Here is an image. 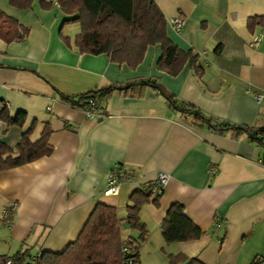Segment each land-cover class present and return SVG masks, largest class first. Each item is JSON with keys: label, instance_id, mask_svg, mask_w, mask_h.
I'll list each match as a JSON object with an SVG mask.
<instances>
[{"label": "crops", "instance_id": "0c3cea01", "mask_svg": "<svg viewBox=\"0 0 264 264\" xmlns=\"http://www.w3.org/2000/svg\"><path fill=\"white\" fill-rule=\"evenodd\" d=\"M154 1L167 36L198 53L200 75L188 61L176 74L159 69V43L147 45L133 67L105 52H80L74 44L80 24L70 20L77 12L62 11L56 0L46 9L39 0L29 8L0 0V9L28 28L21 40L0 39V111L25 113L21 125L0 117V140L15 154L26 129L32 127L28 138L35 141L47 125L51 146L47 155L0 170V254L27 249V261L41 250L61 251L97 202L116 207L123 239H138L139 230L123 220L128 197L164 171L169 177L157 204L150 196L138 212L146 230L138 241L140 264H168L177 253L206 264H264L263 144L241 129L193 122L149 85L127 87L150 77L212 124L264 127V24L252 30L246 24L264 15V0ZM176 15L184 18L179 31L170 24ZM255 36L260 40L250 45ZM109 83L126 86L98 100L92 118L58 94ZM115 163L126 174L118 194L106 195L104 177ZM173 202L200 228L199 237L164 240L161 221Z\"/></svg>", "mask_w": 264, "mask_h": 264}, {"label": "trees", "instance_id": "16d2710c", "mask_svg": "<svg viewBox=\"0 0 264 264\" xmlns=\"http://www.w3.org/2000/svg\"><path fill=\"white\" fill-rule=\"evenodd\" d=\"M34 0H9L17 8H29ZM59 8L66 13L77 12L71 18L79 22L80 31L74 37V44L80 52H105L110 60L125 62L133 67L140 62L147 45L159 43L161 55L157 67L170 74H176L181 66L188 61L193 72L198 76L202 65L198 61V53L192 48H179L166 34L165 17L154 0H56ZM42 8L52 6V0H39ZM247 27L252 30L256 25L264 24V15H253L246 19ZM28 28L0 9V39L5 42L25 38ZM151 86L158 91L173 108L193 115V122L205 123L210 127L223 129H241L247 136L263 144L264 134L256 133L255 129L240 125L212 124L200 111L175 98L157 80L146 77L127 83ZM118 88L115 83L78 93L66 95L59 92L61 100L81 108L87 98L103 100ZM25 113L17 112L10 116L4 106L0 117L8 123L21 125ZM31 126L26 129L15 145V154L6 143L0 140V170L11 168L25 162L47 155L51 152L48 143L50 128L46 125L35 141L28 138ZM125 206L124 219L129 227L139 230L138 239L121 237L120 219L116 207L103 202H97L78 231L75 238L59 252L41 250L37 255V264H140L138 261V241L146 232L145 226L139 222L138 212L141 205L150 200V195L144 194L139 187L128 197ZM152 201L157 204V197ZM183 206L178 202L169 205L161 221V234L165 241H180L199 237L202 234L185 214ZM129 248L125 253L122 248ZM29 256L27 249L18 250L13 254H0V264H24ZM168 264H206L194 256L183 253L169 255Z\"/></svg>", "mask_w": 264, "mask_h": 264}, {"label": "built area", "instance_id": "2783aa9c", "mask_svg": "<svg viewBox=\"0 0 264 264\" xmlns=\"http://www.w3.org/2000/svg\"><path fill=\"white\" fill-rule=\"evenodd\" d=\"M184 18L182 15H176L170 20V24L175 31H179ZM260 40V36H255L249 42L250 45H255ZM263 93L257 92L255 97L259 100L262 97ZM82 111L84 112L86 117L92 118L98 115V101L93 98H87L84 105L81 107ZM256 133L260 132L264 134V127H257L255 129ZM258 161L264 165V156L259 158ZM210 171L214 172V166H210ZM125 169L120 164L112 165L109 170L106 172L104 177V189L103 193L106 195H116L119 192L121 180L125 177ZM168 173L164 171H157L153 179L147 183H142L139 185V188L144 194L150 196H157L161 193L162 188L166 184L168 180ZM14 206V205H13ZM13 206L5 209V213L8 214L12 211ZM122 250L125 253H129V248L124 246ZM37 256L29 258V260L25 261L24 264H37L36 263Z\"/></svg>", "mask_w": 264, "mask_h": 264}, {"label": "water", "instance_id": "95a60500", "mask_svg": "<svg viewBox=\"0 0 264 264\" xmlns=\"http://www.w3.org/2000/svg\"><path fill=\"white\" fill-rule=\"evenodd\" d=\"M125 86H126V85H125ZM125 86H118V88H119V89H122V88H124Z\"/></svg>", "mask_w": 264, "mask_h": 264}, {"label": "rangeland", "instance_id": "374dc122", "mask_svg": "<svg viewBox=\"0 0 264 264\" xmlns=\"http://www.w3.org/2000/svg\"><path fill=\"white\" fill-rule=\"evenodd\" d=\"M263 146H264V143H263Z\"/></svg>", "mask_w": 264, "mask_h": 264}]
</instances>
